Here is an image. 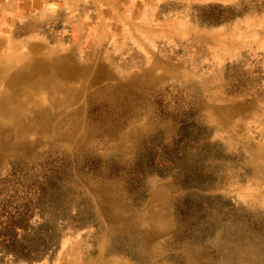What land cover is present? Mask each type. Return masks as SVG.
Here are the masks:
<instances>
[{
    "label": "rangeland",
    "instance_id": "obj_1",
    "mask_svg": "<svg viewBox=\"0 0 264 264\" xmlns=\"http://www.w3.org/2000/svg\"><path fill=\"white\" fill-rule=\"evenodd\" d=\"M123 14L120 40L105 17L89 43L104 51L82 65L32 63L67 65L53 124L84 119L78 138L35 123L6 143L0 121V264H259L264 0H132Z\"/></svg>",
    "mask_w": 264,
    "mask_h": 264
},
{
    "label": "crops",
    "instance_id": "obj_2",
    "mask_svg": "<svg viewBox=\"0 0 264 264\" xmlns=\"http://www.w3.org/2000/svg\"><path fill=\"white\" fill-rule=\"evenodd\" d=\"M125 12L132 14V0H0V76L14 71L16 65L9 64V55L23 56L26 70L33 67L37 57H56V52L72 53L73 62L82 65L87 61L86 50L104 51L102 42L99 46L89 43L91 36L103 29L105 17L113 21L110 26L120 40L122 22L129 21ZM65 29L71 39L63 34ZM0 83L6 81L0 79Z\"/></svg>",
    "mask_w": 264,
    "mask_h": 264
},
{
    "label": "bare ground",
    "instance_id": "obj_3",
    "mask_svg": "<svg viewBox=\"0 0 264 264\" xmlns=\"http://www.w3.org/2000/svg\"><path fill=\"white\" fill-rule=\"evenodd\" d=\"M9 64L11 66L16 65L15 71L10 74V77L2 76L3 74L0 76V79H2V81L5 80L7 84L6 89L0 94V121L4 120V124H6L7 127L9 126L7 130V137L4 138V140H1L6 143L16 142L19 136L24 137L29 133H32L34 130V126L32 124L35 123L37 125L35 128L39 129V131H51V134L54 135L61 134L60 139L62 140L68 141L78 138L82 130L80 128L84 124V119H82V121H78V124L75 127L71 126L69 128L65 127V125L69 123L67 118L66 121L68 122H65L62 118V122L53 124V121H55L56 118L61 115V111L57 109L58 106L62 105L61 102L70 100L71 98L69 99L67 97L68 94L65 88L62 89L63 91L59 89V87H55L53 90L49 89L51 85V77L54 75L63 77L71 76V72H69L67 65L56 63L50 68H45L38 67L37 65L33 64V67L30 70H26L24 66H17L14 61L9 60ZM88 69L89 68H87V70ZM94 78H96V76H94ZM89 80L90 79L86 77L85 84L88 83ZM25 86L29 88H35L38 90L40 95H45L50 98L51 105L57 110L51 111L50 109L44 107L38 100L35 99L34 96L31 95V91L29 92V89ZM83 92L84 88L76 91L77 95H81ZM33 106H36L37 108L35 109ZM59 109L62 110L61 107H59ZM80 112L77 111L74 115L77 116ZM68 117H71V115ZM28 121L31 122V125L26 124ZM2 141H0V150L6 145V143L2 144ZM0 158H2V156H0ZM156 231L159 230L156 229ZM147 235V233L141 232L138 236V239L144 240ZM262 239L264 241V238ZM254 240L256 243L259 242L257 238H253V241ZM253 251L257 255L258 263L264 264V242H262L260 246L258 245L256 249L253 248Z\"/></svg>",
    "mask_w": 264,
    "mask_h": 264
},
{
    "label": "trees",
    "instance_id": "obj_4",
    "mask_svg": "<svg viewBox=\"0 0 264 264\" xmlns=\"http://www.w3.org/2000/svg\"><path fill=\"white\" fill-rule=\"evenodd\" d=\"M0 249H1V243H0Z\"/></svg>",
    "mask_w": 264,
    "mask_h": 264
}]
</instances>
